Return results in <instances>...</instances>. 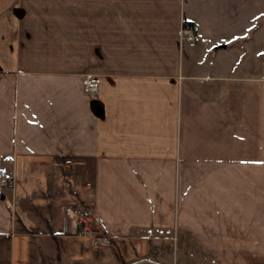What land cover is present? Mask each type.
Segmentation results:
<instances>
[{"label": "crops", "instance_id": "obj_1", "mask_svg": "<svg viewBox=\"0 0 264 264\" xmlns=\"http://www.w3.org/2000/svg\"><path fill=\"white\" fill-rule=\"evenodd\" d=\"M0 170V264H224L200 235L264 181V0H0Z\"/></svg>", "mask_w": 264, "mask_h": 264}, {"label": "rangeland", "instance_id": "obj_2", "mask_svg": "<svg viewBox=\"0 0 264 264\" xmlns=\"http://www.w3.org/2000/svg\"><path fill=\"white\" fill-rule=\"evenodd\" d=\"M241 182L244 183H239L238 195H235L234 192H231L232 190L230 191L229 180H224L223 200L220 203L222 204L221 213L233 212L234 215L232 218L223 216L206 219L208 226L223 227L216 232L200 235L202 241H207L205 256L208 257V260L220 259L219 262L224 264H231L232 259L237 256L239 258L249 257L254 260L255 264H263L264 184L262 183L264 181L256 179L254 186L246 185L245 179ZM235 226L238 227V231L235 230ZM246 227H249V233H246ZM251 227H254L253 232ZM234 231H243L244 233ZM194 236L193 234L189 237ZM246 243H249V248L246 247Z\"/></svg>", "mask_w": 264, "mask_h": 264}, {"label": "built area", "instance_id": "obj_3", "mask_svg": "<svg viewBox=\"0 0 264 264\" xmlns=\"http://www.w3.org/2000/svg\"><path fill=\"white\" fill-rule=\"evenodd\" d=\"M181 36L189 40L196 39L198 36L196 26L194 24L183 23ZM0 178V184L2 185L10 184L13 179L12 174L4 170H0ZM64 214L72 220L75 234L88 238L94 249L110 245L112 236L103 230L88 207L65 208Z\"/></svg>", "mask_w": 264, "mask_h": 264}]
</instances>
